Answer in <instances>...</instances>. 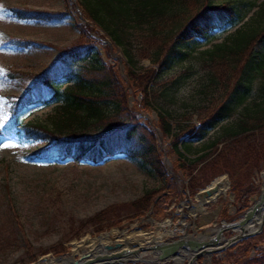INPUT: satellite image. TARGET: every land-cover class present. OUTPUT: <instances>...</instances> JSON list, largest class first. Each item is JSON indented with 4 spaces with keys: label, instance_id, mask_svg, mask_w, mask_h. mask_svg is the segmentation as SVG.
I'll return each instance as SVG.
<instances>
[{
    "label": "trees",
    "instance_id": "1",
    "mask_svg": "<svg viewBox=\"0 0 264 264\" xmlns=\"http://www.w3.org/2000/svg\"><path fill=\"white\" fill-rule=\"evenodd\" d=\"M77 5L84 20L80 22L75 16L73 19L79 39L77 46L57 55L39 75L30 78L31 84L20 95L11 99L9 117L0 135H15L42 145L26 156L31 162L72 161L100 165L118 155L138 160L142 168H148L163 181L161 196L167 198L170 191L163 188H173V184L167 183L173 178L167 174L150 126L129 106L128 89H131L133 95L139 97L141 111H155L157 127L163 137L170 139L169 153L176 157V165L191 161L197 166L206 159L207 168L225 170L230 191L237 200L234 201L236 215L248 209L255 194L252 172L260 169V162L264 163V140L259 147L254 141L256 137H264V56L255 51L258 45L264 44V0L245 22L232 4L214 0H77ZM9 11L17 20L51 21L64 15L51 16L14 8ZM66 14L73 17L70 10ZM213 30L231 32L207 51L204 76L196 80L199 81L195 83L197 92L191 102L180 103L188 112L180 119L177 115L181 114L175 111L178 108L175 107L176 96L169 91L175 92L176 88L172 91L171 86L179 85L186 76L168 81L166 74L190 57L194 41ZM98 31L122 52L124 77L119 75L107 50L108 61L103 60L97 47L100 42L94 37ZM144 52H147L145 59H149L155 69L144 70L139 65L137 58L145 55ZM37 105L53 106L47 124L23 120L24 111ZM240 109L237 124L226 129L220 139L210 141L191 159L190 144L204 141L210 131ZM190 113L192 115L188 116ZM194 114L198 118L196 123L192 122ZM222 140L232 142L219 151L217 146ZM230 146L234 150L246 147L250 152H244L245 156L231 155L229 151L223 154ZM196 179L189 180L190 188L196 189ZM156 193L157 190H147L128 203V208L133 209L128 214L119 212L124 205L120 204L117 211L116 205H110L81 224L93 226V234L122 229L125 221L128 225L148 213L153 215L159 200L154 198ZM236 215L231 216L227 208L220 213L221 219L226 221ZM73 234L78 237L81 233L74 231ZM240 245L237 252L230 254L235 257L231 264L240 263V258V264H264V245L251 246L253 257L248 254L250 245L244 246L243 242ZM51 250L60 255L66 247Z\"/></svg>",
    "mask_w": 264,
    "mask_h": 264
},
{
    "label": "rangeland",
    "instance_id": "2",
    "mask_svg": "<svg viewBox=\"0 0 264 264\" xmlns=\"http://www.w3.org/2000/svg\"><path fill=\"white\" fill-rule=\"evenodd\" d=\"M214 1L232 4L239 15L244 17L245 22L253 16L256 12L255 7L263 0ZM11 8L47 13L51 16L63 15V13L64 15L59 20L51 21L17 20L10 15L9 9ZM67 10H70V15L73 17L66 14ZM78 11L80 9L77 0H0V130L9 117L11 99L20 95L31 84L30 78L39 75L62 51L77 46L79 39L77 31L73 27V19L75 16L79 20ZM230 32L214 30L208 36L197 39L191 44L190 57L184 62L176 64L166 74L168 81H173L182 75L186 76V79L179 85L171 86L172 91L176 88V94L174 91H169V94L176 96L175 107L178 108L175 111L181 114L177 115L178 118L181 119L188 113L180 107V103L189 104L192 97L195 96L197 92L195 83L199 82L196 80L204 76L203 68L207 62V51L221 43ZM94 35L100 42L97 47L103 60H107L105 53L107 50L118 68L119 75L124 77L125 60L122 52L107 37L103 36L102 32ZM10 40L16 41V46ZM144 44L149 47L148 43ZM255 51L257 55L264 56V44L258 45ZM144 54H140V57L137 56V61L139 60V65L147 70L152 67L149 59H145L147 52ZM161 85L164 84L161 83ZM128 93L129 106L150 126L155 138L154 143L162 155L167 174L169 173L168 175L173 178L168 179L167 183L173 184L174 187L163 188L164 191H170L169 196L167 198L161 196L163 192L160 185L163 184V181L157 179L148 168H142L138 160L118 155L100 165L77 164L72 161L49 164L40 161L31 162L26 156L42 145L26 142L15 135L8 137L0 135V264H44L45 258L56 260L58 257L78 259L82 253L74 252L75 244L81 243L86 238H99L100 234L105 233L93 234V226L81 224V222L110 205H116L117 211L118 206L122 204L124 208L119 212L121 215L128 214L133 210L128 208V203L138 199L147 190H157L154 198L158 197L159 199L152 218L150 215H145L143 219L128 222L130 223L128 225L125 221L126 231L113 228L110 233L113 231H117V233L110 234L109 239L106 240L108 241L106 244L108 253L128 250L124 246V241L140 237L141 234H145L147 240L152 241L153 237H157V242H165L170 239V235H165L167 236L165 237L164 231L159 230V227L166 221H171V229L182 231L175 232V235H179L178 233L194 234L202 231L192 225L194 220L191 212L193 213V206L199 204V199H195V194L219 178H226L230 183L228 174L223 169L207 168V165H204L207 162L206 159L203 160L204 162L198 163L197 166L193 165L191 161L176 165V157L169 153L170 139L163 137L157 127L158 118L155 111L152 109L141 111L137 102L139 97L133 95L131 89H128ZM248 101L251 102V99ZM241 111V109L238 110L229 120L218 124L213 131L208 133L204 141L190 144V154L193 155L191 159L210 141L220 139L226 129L235 126ZM52 113L53 106L37 105L24 111L22 117L25 122L47 124ZM191 115L190 113L188 116ZM200 116L202 119V114ZM192 118V122L196 123L198 118L195 114ZM227 140L219 141L217 146L219 151L234 139ZM262 140L264 137H256L255 146L259 147ZM228 151L231 155L245 156L244 152H250V149L242 147L234 150L230 146L223 154ZM261 163H259L260 169L252 172L253 176H251L252 191L255 192L253 197L258 195L259 188L264 186L262 184L264 163ZM193 168V172H190ZM196 177L194 183L196 189L190 188L189 180ZM230 185L226 196H221L216 202L205 203L203 205L204 212L199 213L198 210L195 213V221L198 222V225L199 222L207 224L203 231L206 230L207 232L204 233L211 235L210 239L214 237L213 230L221 226V221H225L220 217L222 209L227 208L230 215L236 213L234 201L237 200L230 191ZM231 194H233L232 198ZM243 194L246 196V193L243 192ZM188 199L190 202L187 201ZM74 231H79L81 234L75 237ZM233 234L231 231L226 232L224 237L228 239ZM132 242L135 247L136 243ZM240 242H243L244 246L250 245L248 254L253 257L255 254L251 246L264 245V231L262 234ZM240 242L220 254L212 256L215 264H231L235 257L230 254L238 251V248L242 246H239ZM59 246L66 247V251L60 255L51 250L59 248ZM136 253H144L143 259L146 260L154 258H152L151 251L148 250L136 249ZM33 257L34 259H32ZM241 261L240 258V263ZM199 263H203V260L200 259Z\"/></svg>",
    "mask_w": 264,
    "mask_h": 264
},
{
    "label": "water",
    "instance_id": "3",
    "mask_svg": "<svg viewBox=\"0 0 264 264\" xmlns=\"http://www.w3.org/2000/svg\"><path fill=\"white\" fill-rule=\"evenodd\" d=\"M78 15L79 20L83 21L80 11H78ZM204 191L209 194L208 190L205 189ZM200 195L201 192L197 193L195 197H199ZM230 196L232 198L233 194H231ZM221 223L222 226L217 229L216 236L213 239L202 237L204 232L197 233L196 237L180 235L176 236V238L171 242L165 244L154 243L153 246L148 247L144 250L151 251L156 260L160 263L169 262L171 264H183L186 261V264H194L200 258H208L206 264H211V257L213 255L220 254L225 249L237 244L242 240L263 233L264 191L262 190L260 192L253 205L249 207L245 212H243L239 220L229 224L224 221H222ZM193 226L198 227V225L195 223L193 224ZM200 228H202V225L200 226ZM228 231H231L234 234L232 237L226 239L224 237V233ZM112 256H114V259L112 261H107L108 259H112ZM91 257L92 254L90 252L83 253L77 260H73L69 264H119V257L117 255H105V258L100 256L104 261L102 263H94V259L100 260L98 256L94 259H90ZM57 261H61V259L57 258ZM60 263L65 264L64 262Z\"/></svg>",
    "mask_w": 264,
    "mask_h": 264
},
{
    "label": "bare ground",
    "instance_id": "4",
    "mask_svg": "<svg viewBox=\"0 0 264 264\" xmlns=\"http://www.w3.org/2000/svg\"><path fill=\"white\" fill-rule=\"evenodd\" d=\"M227 189H228V181L226 178H219L216 182H212V184H210L209 186L206 187V190L209 191V194H207L205 191H202L201 195L196 198V199H199L198 200L199 204L197 206H195L196 211L199 210L200 212H204L203 205L207 202H216L221 196H226ZM263 190H264V186H263ZM193 213L195 214L196 212L193 210ZM170 222L166 221L163 224H161L159 227V230H161L162 232L164 231V235H174V234H176L175 232H182L181 230H178L177 228H176L177 231L171 229ZM113 233H117V231H113L112 233L102 235L101 237L95 238V239L86 238L81 243L75 244L74 252H76V253L77 252H81V253H87V252L91 253L92 252V257L90 259H94L95 257L98 256L100 260L94 259L93 260L94 263H102L104 261L101 259V257L103 255L109 254L106 251V244L108 242L106 240L109 239L110 234H113ZM208 236H210V235H208L206 233H204L202 235V237H208ZM151 237H153V236H151ZM162 237H163V235H162ZM147 239L148 238L145 236V234H141L140 237L137 236L135 239L132 238L130 241H124V243H125L124 246H126L128 248V250L118 251L117 253H115L113 255H117L120 258V261H124V262H126L128 260L145 261L146 259H143V254H141V255L137 254L134 250L135 249L139 250L141 248L153 246L155 241H156V243H158L157 237L156 238L153 237L152 241L150 239L149 240H147ZM132 241H134V243H136L135 247L133 246ZM117 242H119V241H117ZM110 246H113V245H110ZM121 252H123L124 255ZM76 255H78V254H76ZM112 259H114V256H112ZM43 261H44V264H53V263H57V262L58 263L64 262L65 264H68V263H71L73 260H72V258L65 259V260L63 258V260L57 261V260H53L50 258H45Z\"/></svg>",
    "mask_w": 264,
    "mask_h": 264
}]
</instances>
